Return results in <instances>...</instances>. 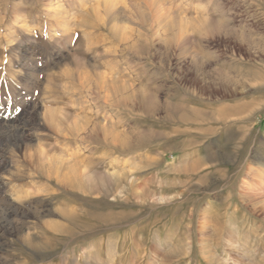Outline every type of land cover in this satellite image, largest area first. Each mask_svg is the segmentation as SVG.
<instances>
[{"label": "rangeland", "instance_id": "rangeland-1", "mask_svg": "<svg viewBox=\"0 0 264 264\" xmlns=\"http://www.w3.org/2000/svg\"><path fill=\"white\" fill-rule=\"evenodd\" d=\"M0 264H264V0H0Z\"/></svg>", "mask_w": 264, "mask_h": 264}, {"label": "bare ground", "instance_id": "bare-ground-1", "mask_svg": "<svg viewBox=\"0 0 264 264\" xmlns=\"http://www.w3.org/2000/svg\"><path fill=\"white\" fill-rule=\"evenodd\" d=\"M127 16H128V18H129L130 20H132L131 17H130L129 15H127Z\"/></svg>", "mask_w": 264, "mask_h": 264}]
</instances>
